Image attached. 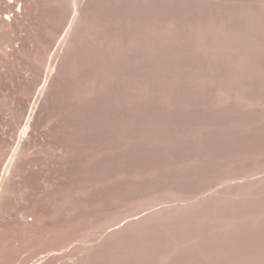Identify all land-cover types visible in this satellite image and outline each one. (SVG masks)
<instances>
[{"label": "bare ground", "instance_id": "bare-ground-1", "mask_svg": "<svg viewBox=\"0 0 264 264\" xmlns=\"http://www.w3.org/2000/svg\"><path fill=\"white\" fill-rule=\"evenodd\" d=\"M0 264H264V0H0Z\"/></svg>", "mask_w": 264, "mask_h": 264}]
</instances>
